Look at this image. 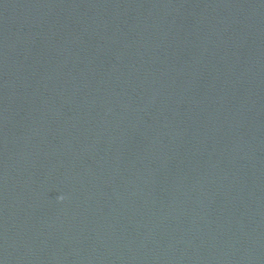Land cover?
Here are the masks:
<instances>
[{
	"label": "water",
	"instance_id": "1",
	"mask_svg": "<svg viewBox=\"0 0 264 264\" xmlns=\"http://www.w3.org/2000/svg\"><path fill=\"white\" fill-rule=\"evenodd\" d=\"M0 264H264V0H0Z\"/></svg>",
	"mask_w": 264,
	"mask_h": 264
}]
</instances>
